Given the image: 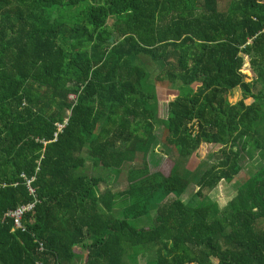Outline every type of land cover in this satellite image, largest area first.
Here are the masks:
<instances>
[{
    "label": "trees",
    "instance_id": "trees-1",
    "mask_svg": "<svg viewBox=\"0 0 264 264\" xmlns=\"http://www.w3.org/2000/svg\"><path fill=\"white\" fill-rule=\"evenodd\" d=\"M256 156L264 0H0V264H264V165L232 187Z\"/></svg>",
    "mask_w": 264,
    "mask_h": 264
},
{
    "label": "rangeland",
    "instance_id": "rangeland-1",
    "mask_svg": "<svg viewBox=\"0 0 264 264\" xmlns=\"http://www.w3.org/2000/svg\"><path fill=\"white\" fill-rule=\"evenodd\" d=\"M227 4H228L227 2L225 3L223 2L221 5V9L224 8ZM142 63L147 65V68L150 67L149 68L150 70L153 69L152 68L153 64L151 61L148 60V58L146 57L142 58ZM157 75H158L157 70L151 71V83L155 84L160 89L174 88L168 83L157 82L156 81ZM240 98H241V92L237 90L233 93V97L230 98V101L232 103H235V101L239 100ZM247 103H250V101H248ZM167 116H168V104L161 102L159 107V115L155 123V132H154L157 138V142L153 149L154 151H152L151 154L149 155V164L151 166L152 173H156L162 170L164 174H167L169 169L168 162L166 164L168 157L166 156V151L165 148L163 147L164 144L166 143V138L168 135L163 125V122L167 120ZM214 151L215 150L209 146H202V148L199 150L198 153L199 159L197 158L196 161L198 162L199 160H205L209 156V154L213 153ZM171 155L174 157L173 159H176L175 154H171ZM263 165L264 163L260 160V158H258V156H256L254 160L251 159L250 157L249 159H244L243 162L241 163L242 172L240 176H238L234 180L232 187L235 186L237 187L238 185H240L247 177L254 174L255 171H257ZM87 166H88L87 169L85 171H82V173L84 172L88 176H94V177L102 176L104 180L109 183L112 190L114 191L124 190L127 187V181L124 174L120 175V172L105 171L102 168H95L91 162H88ZM104 188L105 186L102 187V189ZM219 197H221V195H219ZM117 215H118L117 217H121L119 213H117ZM151 224H152V218L149 219V217L132 222V225L139 229L145 227L147 228L151 226Z\"/></svg>",
    "mask_w": 264,
    "mask_h": 264
},
{
    "label": "built area",
    "instance_id": "built-area-1",
    "mask_svg": "<svg viewBox=\"0 0 264 264\" xmlns=\"http://www.w3.org/2000/svg\"><path fill=\"white\" fill-rule=\"evenodd\" d=\"M71 99H74V97H71ZM60 130L64 128V126L59 125L58 126ZM57 136V135H56ZM30 183L28 182V187H30ZM30 192L33 193V190L30 189ZM34 205H28V206H22L16 209L15 211H11L8 214H6L7 217H10L14 220V229L20 230L22 229L24 231V228L22 226V219L26 213H29L33 210ZM43 248V247H42Z\"/></svg>",
    "mask_w": 264,
    "mask_h": 264
},
{
    "label": "water",
    "instance_id": "water-1",
    "mask_svg": "<svg viewBox=\"0 0 264 264\" xmlns=\"http://www.w3.org/2000/svg\"><path fill=\"white\" fill-rule=\"evenodd\" d=\"M110 43H112V44L114 43V39L113 38L110 40Z\"/></svg>",
    "mask_w": 264,
    "mask_h": 264
}]
</instances>
